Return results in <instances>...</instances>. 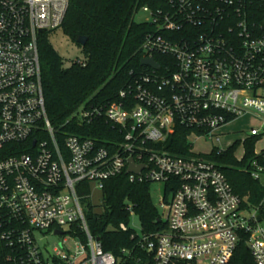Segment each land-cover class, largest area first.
<instances>
[{
	"label": "built area",
	"instance_id": "built-area-1",
	"mask_svg": "<svg viewBox=\"0 0 264 264\" xmlns=\"http://www.w3.org/2000/svg\"><path fill=\"white\" fill-rule=\"evenodd\" d=\"M68 4L0 0V149L10 143L29 149L0 158V241L10 251L8 264H127L90 233L78 194L82 183L101 191L122 173L168 190L161 201L166 229L133 235L148 264H226L242 234L255 263L264 264L263 221L241 207L224 174L191 151L164 149L177 127L190 131L186 138L219 141L220 127L252 113L260 126H251L247 138H264V0H159L140 8L150 27L141 59L153 58L157 68L142 66L116 101L82 104L63 124L77 129L102 116L120 136L106 146L63 134L46 113L38 37L61 27ZM130 159L137 172H128ZM248 166L264 186V150L254 145ZM45 232L62 238L51 247Z\"/></svg>",
	"mask_w": 264,
	"mask_h": 264
},
{
	"label": "trees",
	"instance_id": "trees-1",
	"mask_svg": "<svg viewBox=\"0 0 264 264\" xmlns=\"http://www.w3.org/2000/svg\"><path fill=\"white\" fill-rule=\"evenodd\" d=\"M159 0H69L60 30L82 52L85 64L65 66L61 56L49 41L53 31H44L38 37L43 95L48 119L59 131L91 136L99 145L106 140H120V136L102 116L95 121L74 129L63 125L66 118L82 104L106 107L117 100L119 90L132 83L135 74L143 71L140 65V50L144 35L150 27L147 23L135 22V14L143 6L155 7ZM86 38L84 45L77 38ZM156 59L158 57L155 56ZM189 130L177 127L164 142V149L178 155H187L190 144ZM62 143L63 135H57ZM257 137L245 143V156L238 160L235 144L225 150L214 148L207 158L224 174L233 192L241 199V207L255 210L257 218L264 221V186L251 177L248 158L254 151ZM26 144L10 143L0 149V158L26 152ZM150 182H130L125 173L104 181L101 189V211L96 212L88 195L90 188L82 183L78 194L90 233L99 239L102 249L115 257L125 258L127 264H148L145 253L137 244L135 230L129 226L131 215L128 206L137 217L140 230L152 233L166 229V221L154 205ZM168 190L165 189L167 195ZM124 224L126 229H121ZM84 240L79 228L72 227ZM246 235L238 242L226 264H256L246 245ZM130 250L124 256L122 250ZM8 248L0 241V264H8Z\"/></svg>",
	"mask_w": 264,
	"mask_h": 264
},
{
	"label": "rangeland",
	"instance_id": "rangeland-1",
	"mask_svg": "<svg viewBox=\"0 0 264 264\" xmlns=\"http://www.w3.org/2000/svg\"><path fill=\"white\" fill-rule=\"evenodd\" d=\"M147 17V14L140 9L134 16V21L141 23ZM49 41L57 53L61 56L64 65L67 66L71 59L81 58L82 52L72 41L65 36L60 28L54 30L49 35ZM255 113L245 114L240 116L228 124L223 125L217 131L219 134V141L215 138L199 137L197 134L189 135L187 138L190 144V151L199 157L207 158L214 148L225 150L232 144H235L234 155L238 160H242L245 156V143L248 140V131L250 127L259 128L260 122ZM216 137V136H215ZM255 150L260 152L264 150V138H261L255 142ZM208 159V158H207ZM150 197L156 206L157 210L162 214L163 220H165V208L161 206V201L165 195V185L163 182H150L149 187ZM170 198V195H168ZM90 203L95 207L96 212H100L101 207V191L96 188L94 184H91L90 188ZM264 226V221L262 223ZM129 226L136 230H140L139 221L136 216H131ZM64 230H68V226H65ZM44 236L47 237L49 245L53 247L61 240V236L54 235L50 232H45Z\"/></svg>",
	"mask_w": 264,
	"mask_h": 264
},
{
	"label": "water",
	"instance_id": "water-1",
	"mask_svg": "<svg viewBox=\"0 0 264 264\" xmlns=\"http://www.w3.org/2000/svg\"><path fill=\"white\" fill-rule=\"evenodd\" d=\"M86 42V38L83 37V36H80L77 38V43H79L80 45H84ZM140 65L141 66H151L153 68H157V63H155V61L153 60V58H144V59H141L140 60ZM140 168H136L134 165H133V160L130 159L129 160V168H128V172H137ZM61 231H56L55 234H60Z\"/></svg>",
	"mask_w": 264,
	"mask_h": 264
}]
</instances>
